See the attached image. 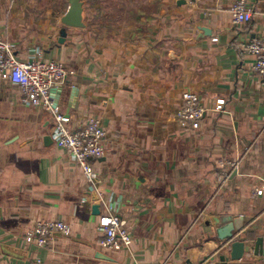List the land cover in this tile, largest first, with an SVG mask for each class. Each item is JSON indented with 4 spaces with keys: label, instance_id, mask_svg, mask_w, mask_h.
<instances>
[{
    "label": "crops",
    "instance_id": "crops-1",
    "mask_svg": "<svg viewBox=\"0 0 264 264\" xmlns=\"http://www.w3.org/2000/svg\"><path fill=\"white\" fill-rule=\"evenodd\" d=\"M81 1L84 26L70 28L68 0H0V40L17 60L41 49L69 72L52 90L68 127L96 117L106 132L91 162L96 192L51 139L50 112L0 79V264H264V76L241 51L264 39V0H246L252 19L237 25L235 0ZM187 91L206 110L197 129L176 120ZM227 162L237 169L221 185ZM95 204L99 215L115 208L129 248L100 247ZM222 216L243 226L239 261L211 220ZM38 221H62L69 235L25 242Z\"/></svg>",
    "mask_w": 264,
    "mask_h": 264
},
{
    "label": "built area",
    "instance_id": "built-area-1",
    "mask_svg": "<svg viewBox=\"0 0 264 264\" xmlns=\"http://www.w3.org/2000/svg\"><path fill=\"white\" fill-rule=\"evenodd\" d=\"M229 12L232 23L235 25L248 24L252 19V11L247 6L246 0H235ZM241 51L252 57L251 71L264 76V39L246 42ZM68 74L69 72L61 62L45 59L41 49H35V55L28 61L20 62L13 54L11 46L0 40V79L15 85L26 105L44 108L50 112L54 119L51 139L80 167L85 178L96 191L100 180L91 162L104 156L106 132L101 121L96 117H88L77 129L68 127L69 118L60 112L52 97V90L61 86ZM223 105L224 100H217L214 110L221 111ZM205 112L198 94L187 91L182 95V105L176 113V120L184 128L197 129ZM222 167L225 169L220 176L221 185L237 169V162H227ZM256 193L261 194V191L257 190ZM104 206L105 212L98 216L96 224L100 234V247L107 251L129 248L133 240L126 229L125 222L112 205ZM56 233L68 236V225L62 221H38L27 232L24 240L29 244L44 247ZM31 264H42V262L40 259H35Z\"/></svg>",
    "mask_w": 264,
    "mask_h": 264
},
{
    "label": "water",
    "instance_id": "water-1",
    "mask_svg": "<svg viewBox=\"0 0 264 264\" xmlns=\"http://www.w3.org/2000/svg\"><path fill=\"white\" fill-rule=\"evenodd\" d=\"M179 3H183L182 0ZM68 10L61 17V24L64 27L70 28H82L83 23V4L81 0H68ZM203 32H206V28H202ZM61 40L65 36V30L61 31ZM92 214L99 215V205L95 204L92 206ZM214 225L218 226L219 237L228 243H224L223 247L229 250L230 259L232 261H239L243 255L249 251V248L245 246V241L240 238L239 232L242 231L243 226L239 224V220H234L231 216L214 217L211 219ZM231 243L229 244V242ZM262 239L258 238L254 245V255H262ZM221 261H224V256H221ZM188 264V263H187Z\"/></svg>",
    "mask_w": 264,
    "mask_h": 264
}]
</instances>
